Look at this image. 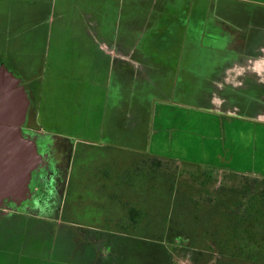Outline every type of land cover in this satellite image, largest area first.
I'll return each instance as SVG.
<instances>
[{"label": "rangeland", "instance_id": "1", "mask_svg": "<svg viewBox=\"0 0 264 264\" xmlns=\"http://www.w3.org/2000/svg\"><path fill=\"white\" fill-rule=\"evenodd\" d=\"M37 1L39 0H0L1 32L2 29L7 26H9L8 30L10 31L28 28L32 23V13L35 12L37 7L36 11L39 9L42 10V8L39 7H43V5ZM115 1L116 0H53V8L57 10L59 7L62 10L65 8L67 13V31H82L85 28L87 31H84L88 33V35L94 36L97 42H99V46L111 48L114 47L112 42L109 43L108 39L101 38L99 35L97 29L101 28V25H98V21L95 20V17L84 16V14H94L99 4L101 8L98 7V10L100 8L98 14H103L107 9H112L111 5H113ZM140 1L147 6H154L155 3L157 10L155 14L159 15L163 13L164 16L165 14L171 16L174 14V17L177 15L175 13L179 12V7L186 5V0ZM205 1H212L214 3L229 1L230 4L236 5L237 7L252 6L248 3L249 1L245 0H190L187 3L191 4L189 7H195L197 6L196 3H203ZM100 2L104 3L101 4ZM66 5H68V8L65 7ZM152 10L153 8H151L150 12ZM55 15L56 13L52 12V19L54 17L52 23L54 25L59 23ZM81 15H83V21H81ZM19 17H22L23 22L19 20ZM133 22L130 28L133 29L131 30V46L135 49L131 52L130 62L126 61V66H124L123 69V72L129 77L123 78L122 75H117L116 72H114V75L111 73L112 75L110 76L114 79V84H109L107 90H111V93L113 92V99L115 100L107 105L106 112L103 111V108L98 107V105H100L98 103L103 100V97L97 94L100 90H104L100 84L101 81H105L103 80L105 72L101 74L96 68L86 69L80 72L82 77L81 81H77L76 74L67 70L68 67L77 63V58L81 55L78 52L70 53L69 59L71 61L69 62L67 54L66 56L65 53L59 56V53L50 52L54 66L59 65V73L62 74L58 73L59 75H55L52 73L49 76V87L53 88V85H55L54 82L59 81L62 83L60 85L63 89L62 91L59 89L61 92H58L62 100L58 99L59 101H56L53 99L54 97L52 95L47 101V108L50 110V114L54 112V115H50L52 123L50 121L48 124H53L57 127L58 131L56 130V134L59 137V144H75L73 148L75 154L79 157L85 154V162L93 160L92 162L96 163L95 160L101 159L104 153L112 154V152L95 146L110 145L113 147H128L127 152L120 153V158L122 159H120L118 163V168L113 166L109 167L115 176L123 175L125 177L127 182H125L123 186L124 190L120 188L121 194H119L123 196L125 190H127L128 192L126 195L128 194L133 198L132 204H134L135 208H132L136 211L134 217L130 220L131 215L126 213L130 222L122 223L121 219L125 215L120 219V231L122 232H117L114 224H110V226L106 225L103 219H99V215L101 214L98 213L102 212L103 209L120 213L123 209L125 211V207H123L120 202L122 197L120 196V200L116 203L107 200V206L103 208L104 199L95 190L96 185L93 183V175L88 174V179L92 176V180L91 185L86 189H81V187L78 186L80 176L76 175L75 180L72 181L75 186L76 195H74V193L69 195L67 199L68 206H62L66 203V194L64 202L62 199L50 202L49 209L46 211L47 213L39 217L34 215V210H27V213L23 215L10 209V207H5L4 210L0 209V264H170V262L172 264H193L191 262V258L194 257L193 251L186 253L180 250L179 253L175 254L173 258L174 261L171 260L172 249L174 246L176 247L177 244L167 240L169 237L168 234L176 233L183 236L186 234L184 233L186 230L190 232L192 229L189 225L185 224L184 221L183 223L178 222L177 226L175 225V223L177 224L179 210L173 205L176 196L175 194H173V196L171 195L168 177L163 174V171H158V167L150 162L151 168H148V171H151V178L149 177L150 179H146L144 174H146L145 170L148 165L144 163L145 165L142 166L141 163L147 158V155L143 152L132 151L129 148H143L147 143L150 134L148 127L150 128L152 122L151 120H147L146 117L151 113V109H156V112L159 113L162 108V110L167 109L168 106L163 107V103H167L170 105L169 109L171 115L176 116L182 114L178 111L179 108H177L179 103L191 104L197 101L199 103V100L203 96L199 93L196 95V98L188 97L190 100L192 99V101L185 100L184 98L187 96H184V94L180 95V99L178 95H175L176 97H171L169 96L170 94L165 92L166 86L160 84L154 91L157 95L153 96V94H149L151 96L150 99L142 98V94L150 92L149 89L152 91L151 87L153 85L148 84L147 76L144 75L145 72L141 71L138 75V68H142L144 63L141 62V57L137 51L140 48L141 42L139 37L149 28L150 22L146 18H135ZM95 30H97V33ZM2 34L3 36L5 35L3 32ZM126 43L129 42L127 41ZM115 45L118 48V50L116 48V52H124V45L118 43ZM116 52H114L113 55L116 59H126L123 53H121L123 55L118 57L119 55H116ZM102 68L104 67L102 66ZM64 72L67 77L63 75ZM133 74L136 77L138 76L136 80L137 87H135L138 89H135L134 84L131 82ZM227 74V79L224 81L231 80V73L227 72ZM94 78L100 82L93 80L94 82L91 83L90 81ZM80 82H82L81 86L77 87L76 90L81 91V93L76 94V96L78 99H81V101L75 100L76 104L73 103V107L77 110L74 111L73 108L68 105L66 93H69V89L72 90L73 83L78 84ZM121 83L126 86L125 89H123L122 86L117 87V85H121ZM223 87L224 89L219 91L215 97L219 99L218 101L231 104V93L233 88L226 85V83ZM145 90L146 92L142 93ZM90 91H94V93L92 92L91 94ZM54 93L57 92L55 91ZM124 93H129V103L133 105V110H136V112L129 109L128 119L124 117L123 121L120 120L117 124V133L119 132L121 137L118 138V136H115L116 140H114L113 136L109 134L111 138L109 141L111 142L107 144L108 135L104 134L105 127L109 120V116L115 114H112L113 111L115 112V107H119L122 101L119 99L122 98L121 95ZM89 95L91 96L89 97ZM133 100H136L135 102H137V104L139 102L140 105L133 104ZM181 110L183 111V109ZM262 114H264V112ZM46 123L47 121L44 119L39 125L45 126ZM173 127H175L177 133L179 130L181 131L180 133L186 131L189 133H197L196 131H189V129L183 127L181 124H176V126ZM103 135H105L106 138ZM84 145L88 146L86 147ZM90 145L95 146L91 147ZM165 149L180 150L176 145L173 148L167 146ZM172 157H174V155H172ZM175 157H179V154H176ZM170 160L175 159L171 158ZM80 164L81 162L78 163V167ZM177 164L179 165V170H182L185 174L187 172L191 174L205 171L203 167H188L186 164L178 162ZM178 178H180V176ZM179 180L182 181L183 179L180 178ZM179 180L177 182H179ZM134 181L136 186L143 190L139 192L140 195L137 197L134 196L136 194L128 185L130 184L132 186ZM130 190L134 195L130 193ZM116 191L117 189L115 188L113 191L111 190L113 200L115 199ZM65 193H68L67 188ZM181 199V197L178 198L179 201ZM108 201L110 202L108 203ZM25 204L28 205V202ZM63 209H66V211ZM58 212H61L63 215L58 217ZM173 217H176V219L174 220L175 223L171 226L170 220ZM88 225H92V227L89 228ZM167 227L168 232H165ZM104 228L108 229L105 230ZM97 239L98 242L96 241ZM100 253H102V256ZM196 255L200 257L204 254L202 252H197Z\"/></svg>", "mask_w": 264, "mask_h": 264}, {"label": "crops", "instance_id": "2", "mask_svg": "<svg viewBox=\"0 0 264 264\" xmlns=\"http://www.w3.org/2000/svg\"><path fill=\"white\" fill-rule=\"evenodd\" d=\"M245 1H249L250 5L257 8L259 12L258 16H262L256 17L253 21L247 18L244 24H236L232 28V30L238 32L236 33L237 46L245 45V50L238 51L237 48L232 52L231 57H213V60L210 57L202 58L200 64L196 65L197 57L192 54H184L182 51L183 43L187 44L190 41L188 39L190 35L189 28L191 25L192 27L196 25L192 23L190 16L180 22L179 33L183 37H179V43L182 44V47L178 50L177 54L172 55L170 59L168 58L167 62L149 61L150 59L141 50L142 46L140 42V48L137 52L144 66L138 68V72L144 71L147 67H153L159 69L157 72L161 74L171 72L176 79V76L182 72V69L183 74L188 75V71L192 70L193 66H195V70L199 71L197 75H202L203 77L201 81L203 86L201 96L203 97H201L199 103L198 101L191 104L179 103L177 108H179L178 111L182 114L176 116L171 115L170 105L167 103H163V107L168 106L167 109L162 110V108L159 113L156 112V109H154L155 111L151 109V113L146 117L147 120H151L152 122L150 128L148 127L150 134L147 143L143 148L130 147V150L145 153L147 155L146 159L154 157L173 158L175 159L174 161L186 164L188 167L197 166L207 170L218 168L219 170L229 172L264 177V114H262L264 112V0ZM37 2L43 5V7H39L42 10L36 11L37 7L35 12L32 13V23L28 28L10 31L8 30L9 26H7L2 29V32L5 34L4 36L0 30L1 40L4 43H6L5 36L8 35V38L10 37V39L14 40L17 49L32 54L40 52L45 60L52 58L50 52L53 51V53H59V56L64 55V53L65 56L67 54L69 62L71 60L68 53L78 52L81 54L79 58L82 65L93 66L92 69L96 68L101 74L105 72L103 76V80L105 81H101L100 84L104 87L105 91H107L110 81L113 82V78L110 75H114V72L117 75H122L123 78L129 77L123 72V69L126 66L125 62H130L131 52L135 49L131 46V30L133 29L130 28L135 18L147 19L148 13L153 6L144 5L140 0H116L111 5L112 9H107L106 12L108 14H105L106 12H104L105 15L98 14V7L101 8L100 4L97 6L94 14L85 13L84 16L95 17L98 25H101V28L97 29L99 35L101 38L108 39L109 43L112 42L114 46L106 48L99 46L96 38L88 35L85 32L87 31L85 28L82 31H67V13L65 8L63 10L60 7L58 10L54 9L53 0H39ZM100 3L103 4L104 2ZM209 5L208 10L211 12V15L220 14L214 2L209 1ZM65 7L68 8V5ZM179 9L191 12L192 7L180 6ZM52 12L56 13L55 17L57 16L59 20V23L56 25L52 23L54 19V17L52 19ZM81 19L84 20L83 17ZM19 20L23 22L22 17H19ZM97 30H95L96 33ZM210 30V45L218 48V45L215 46V44L220 43V46L226 47V33L222 35L218 31L213 32L211 27ZM141 36L139 37L140 41ZM219 36L223 38L219 39ZM217 37H219V41L216 40ZM127 41L129 43H126ZM117 43L124 45V52L115 51L117 48L115 44ZM76 44L79 45L78 48L73 49V46ZM223 50L225 51L226 48ZM114 52L117 53L116 55H119L118 57L124 54L126 59H116L113 56ZM102 66L106 69L102 68ZM227 72L231 73L230 81H224L227 79ZM193 74L196 75L194 70ZM175 79L174 81L177 82ZM92 80L95 81L97 79L94 78ZM97 81L100 82L99 80ZM225 83L233 88L231 104L218 101L219 99L215 97L219 91L224 89L223 85ZM121 84L123 85V83ZM107 98L104 97V100L100 101L104 106V112H106L105 108H107V105L111 103ZM119 100L122 99L120 98ZM128 106L127 100H122L119 107H115V112L113 111L112 113L115 114L109 116L104 131V134L108 135L107 144L111 142L109 141L111 140L109 134L113 136L114 140H116L115 136L121 137L120 133H117V124L120 120L123 121L124 117L128 119ZM176 124H181L183 127L189 129V131H196L197 133H189L188 131L180 133V130L177 133L175 127H173ZM103 136L105 137V135ZM71 145L73 146L74 144ZM175 145L180 150L165 149L167 146L173 148ZM85 146L87 147L88 145ZM90 146L94 147L95 145ZM95 147L112 152V154L104 153L100 162L102 166H107L109 169V166L118 168V163L122 159L120 158V153L127 152L128 150V147H113L110 145ZM176 154H179V157H175ZM111 178L110 185L117 184L119 181L122 183L121 189L124 188L123 186L127 182L123 175L115 176L113 172ZM134 184L132 186L128 185L136 195L132 194L131 190L130 193L137 197L140 195L139 192L143 190ZM110 189L113 191L114 187ZM127 192L125 190L123 196L120 195L121 199H123L122 202L124 200L132 202L133 198L128 194L126 195ZM122 206L128 208L132 205L122 204ZM107 212L110 213L109 210ZM105 223H109L107 218ZM113 223L114 221L111 219L110 224L112 225ZM120 230H117V232H122Z\"/></svg>", "mask_w": 264, "mask_h": 264}, {"label": "flooded vegetation", "instance_id": "3", "mask_svg": "<svg viewBox=\"0 0 264 264\" xmlns=\"http://www.w3.org/2000/svg\"><path fill=\"white\" fill-rule=\"evenodd\" d=\"M189 1L190 0H186V5L184 6H191V4L187 3ZM196 4L197 6H192L191 12L178 9L179 12L175 13L177 15L176 17H174V14H172V16L169 14H165L164 16L163 13L159 15L155 14L157 10L154 3L153 10L149 12L147 16V19L150 22V26L143 32L141 36V50L144 52L146 57L150 59L149 61L167 62L168 58L170 59L172 55L178 53V50L182 47V44L179 43V37H183L182 35L180 36L179 33L180 22L184 21L189 16L192 19V23L196 25L195 27H192V25L190 26V35L188 37L190 41L187 44L183 43L182 51L184 52V54H192L197 57L198 60H195L196 65L200 64L202 58L210 57L211 60H213V57H231L233 54L232 52H234V50H236L237 48L238 51L242 49L245 50V45L237 46L236 33L238 32L232 30V28L236 24H244L247 18H249L250 21H253L256 19V17L262 16H258V9L253 6L237 7L236 5L230 4L229 1L215 2V7H217L220 12L219 15L210 14L211 12H209L208 10V7L210 6L209 1ZM184 6L182 5L181 7ZM105 14H108V12H106ZM81 21L83 20L81 19ZM210 27L213 32L218 31V33L222 35L226 33V47H223V45L220 46V43L215 44V46L218 45V48L212 47L210 45ZM219 37L216 38L217 41H219L218 38H223L222 36ZM78 46V44L74 45L73 49L78 48ZM224 48H226L227 52L226 50H223ZM40 55V52H35V54H32L17 49L15 47L14 40L10 39V37L8 38V36H6V43H4L3 40L0 41V63L3 61L6 62V64H8L7 66L11 70L27 79L26 86L30 90L32 103L29 110V121L23 127V132L25 135L34 137L37 140L36 142H38L39 151L44 157V164L38 171L36 170L33 172V178L30 182L32 196L22 201L21 203L15 202L13 200H5L0 209L4 210L5 207H10V209H13L14 211H17L23 215L27 213V210H34V215H36V217H39L42 216V214L47 213L46 211H48L47 209H49L50 202L57 201L59 199H62L64 202L66 194V203L62 206H68L67 199L69 195H72L73 193L74 195H76L75 186L72 183V181L75 180V176H80V180H78V186L81 187V189H86L87 187H89V185H91L92 180V176L90 177V179H88V174L93 175V183L96 185L95 190L104 199L103 208L107 206V200L114 201L116 203L118 200H120L118 194L120 193V188H122V183L118 181L117 184H114L115 186L110 185V182L112 181L111 176L113 171H111L107 166H102L100 164L101 159H96V163L92 162L93 160L85 162V154H83L81 157L75 154V151L73 149L75 144L73 146L71 144H59V137L56 134L58 131L57 127L53 124H48L50 121L52 123V120H50V115H52L54 112L50 114V110H48L47 108V101L50 99V97H52V95L54 97L53 99H55L56 101L58 99L62 100L59 95L60 93L58 92H61L63 89L60 85L62 83H60L59 81L54 82L55 85H53V88L49 87V76L52 73L55 75H59L62 73H59V65L54 66V62L51 59L45 60L43 56ZM68 55H70V53H68ZM92 67H90L89 65H82L80 58L78 57L77 63H75L71 67H68L67 70L71 71V73H75L77 81H81L82 77L80 72L86 69H92ZM195 69L196 67L193 66L192 70L188 71V75H185V73L183 74L182 69V72L178 76H176L175 79L174 75H172L171 72L161 74L157 72L159 71V69L153 67L145 68V70L143 71L145 72L144 75L147 76L148 84H152L153 86L151 87L152 91L151 89H149V93L146 92V90L142 92L147 93L142 94V98L150 99L151 96L149 94H153V96L157 95V93H155L154 91L160 84H164L166 86L165 92L167 94H170L169 96L176 97L175 95H178V98L180 99V95L184 94V96H187L184 98L185 100L192 101V99L190 100L188 97L196 98V95L201 93V89L203 87L201 84L203 77L202 75H197L199 71ZM193 70L196 75L193 74ZM65 72L63 73V75L67 77ZM140 73L141 71L138 72V75ZM137 79L138 76L136 77L133 74L131 82L134 84V88L137 87ZM174 79L177 80V82L174 81ZM90 82L93 83L94 81L91 80ZM81 83L82 82L78 84L73 83L72 90L69 89V93H66L68 97V105L73 108L74 111L77 110L73 107V105L76 104L75 100L77 99L81 101V99H78V97L76 96V94L81 93V91L76 90L77 87L81 86ZM109 84L114 83L110 81ZM119 86H122L123 89L126 88L124 84H118L117 87ZM102 88L104 87L102 86ZM55 91L57 93H54ZM92 92L94 93V91H90L91 94ZM97 94L101 95L103 97V100L104 97H108L107 99H109L111 102L115 100L113 99L114 94L113 92L111 93V90H100L99 92H97ZM90 96L91 95H89V97ZM121 97L122 100H127L129 105L128 111L129 109H131L132 111L136 112V110H133V105H130L129 103V93H124L123 95H121ZM135 101L133 100L132 103L136 105L137 102ZM98 104H100L98 105V107H104L101 102H99ZM137 105H140V103L138 102ZM44 119L47 121V123L45 124V126H40L39 123ZM79 162H81V164L78 167ZM111 187L117 189L114 200L113 196L111 195ZM66 188L68 189V193H65ZM107 188L109 189L107 190ZM122 200L123 199H121L120 202L123 204ZM110 201H108V203ZM26 202H28V205L25 204ZM63 210L66 211V209ZM133 210L134 209L130 206L128 208H125V211L123 209L121 213L115 211L114 214H112V210H109L110 213H108L107 210L103 209L102 212L98 214H101L99 215V219H103L104 223L106 218L108 219L109 223H106L108 225H110V221L112 219L117 231V229H120V219L124 215L127 216L126 213H129V215L132 216ZM60 215L62 216L63 214L61 212H58L57 216L60 217ZM88 227L91 228L92 225H88ZM167 229L168 227L166 228L165 232H168ZM96 241L98 242V239ZM100 255L102 256V253H100ZM173 256L174 255H172L171 260L174 261ZM170 264L172 263L170 262Z\"/></svg>", "mask_w": 264, "mask_h": 264}, {"label": "trees", "instance_id": "4", "mask_svg": "<svg viewBox=\"0 0 264 264\" xmlns=\"http://www.w3.org/2000/svg\"><path fill=\"white\" fill-rule=\"evenodd\" d=\"M150 162L168 177L171 195L176 196L172 199L179 216L177 224L176 217L170 220L171 226L184 221L192 229L183 236L168 234L167 240L177 244L172 255L193 251V264H264V177L215 168L185 174L176 161L154 157L141 163L148 165L146 179L151 178ZM123 204L135 208L129 200ZM125 222L129 217H123ZM197 252L204 255L197 257Z\"/></svg>", "mask_w": 264, "mask_h": 264}, {"label": "water", "instance_id": "5", "mask_svg": "<svg viewBox=\"0 0 264 264\" xmlns=\"http://www.w3.org/2000/svg\"><path fill=\"white\" fill-rule=\"evenodd\" d=\"M7 65L0 63V207L30 198L33 172L44 164L37 140L23 132L32 103L27 79Z\"/></svg>", "mask_w": 264, "mask_h": 264}]
</instances>
